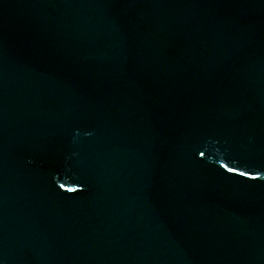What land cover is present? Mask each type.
I'll return each mask as SVG.
<instances>
[{
    "label": "water",
    "instance_id": "1",
    "mask_svg": "<svg viewBox=\"0 0 264 264\" xmlns=\"http://www.w3.org/2000/svg\"><path fill=\"white\" fill-rule=\"evenodd\" d=\"M0 264H264V0H0Z\"/></svg>",
    "mask_w": 264,
    "mask_h": 264
},
{
    "label": "snow or ice",
    "instance_id": "2",
    "mask_svg": "<svg viewBox=\"0 0 264 264\" xmlns=\"http://www.w3.org/2000/svg\"><path fill=\"white\" fill-rule=\"evenodd\" d=\"M233 171H235V169H232Z\"/></svg>",
    "mask_w": 264,
    "mask_h": 264
}]
</instances>
